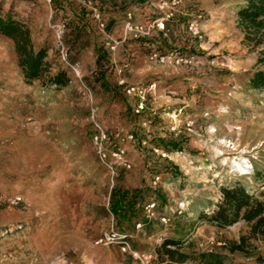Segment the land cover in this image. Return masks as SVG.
Masks as SVG:
<instances>
[{"label":"rangeland","instance_id":"obj_1","mask_svg":"<svg viewBox=\"0 0 264 264\" xmlns=\"http://www.w3.org/2000/svg\"><path fill=\"white\" fill-rule=\"evenodd\" d=\"M242 3L0 0L69 76L27 81L0 34V264H264L248 223L208 218L225 186L264 191V45Z\"/></svg>","mask_w":264,"mask_h":264},{"label":"trees","instance_id":"obj_2","mask_svg":"<svg viewBox=\"0 0 264 264\" xmlns=\"http://www.w3.org/2000/svg\"><path fill=\"white\" fill-rule=\"evenodd\" d=\"M236 12L246 30V38L255 44L264 45V0H243V3L237 6ZM0 34L14 42L18 64L27 81H45L48 87H64L68 84L69 76L66 71L51 73L47 50L35 48L31 31L23 22L0 13ZM249 83L254 89L264 91V67L253 73ZM260 193L261 195L257 196L240 184L223 187L222 198L208 217L210 222L218 226H227L243 220L249 225L250 236L264 238V191ZM128 205L130 208L134 207L133 202ZM113 209L117 211V203ZM132 211L129 210V214L132 215ZM246 240L247 237L243 235L239 241H229V250H246ZM170 245L177 248L181 246L179 241L172 238L166 239L162 244L164 248ZM165 252L169 257H173L175 250L166 249Z\"/></svg>","mask_w":264,"mask_h":264},{"label":"built area","instance_id":"obj_3","mask_svg":"<svg viewBox=\"0 0 264 264\" xmlns=\"http://www.w3.org/2000/svg\"><path fill=\"white\" fill-rule=\"evenodd\" d=\"M49 2H51V0H48ZM161 26L163 27V22H161ZM127 92L129 94H139V96H141L142 98H144V91L141 90L139 87H136V86H128L127 87ZM143 107V104L141 105V108ZM106 137V133L101 129L98 134H97V137L96 139H104ZM103 156H105L103 154ZM154 207V203L153 204H150L148 208H153ZM151 210V209H150ZM128 234H119V233H107L105 234L104 236V240L106 242H112V241H115L118 239V241L122 244V249L124 251H128V252H131L132 254H134V256H139V254L135 251H133L131 249V245H130V242L128 241ZM103 240V239H102ZM148 259V256H145V260Z\"/></svg>","mask_w":264,"mask_h":264}]
</instances>
